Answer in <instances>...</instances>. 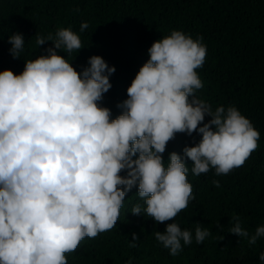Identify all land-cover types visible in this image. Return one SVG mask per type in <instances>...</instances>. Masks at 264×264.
Segmentation results:
<instances>
[{"label":"clouds","instance_id":"clouds-1","mask_svg":"<svg viewBox=\"0 0 264 264\" xmlns=\"http://www.w3.org/2000/svg\"><path fill=\"white\" fill-rule=\"evenodd\" d=\"M88 27L84 22L80 31ZM46 42L54 48L25 61L21 74L0 72V264H68L66 254L81 241L116 226L127 193L137 186L144 206L135 205L133 215L174 221L194 199L187 159L194 175L214 169L221 176L257 149L260 133L237 107L213 109L196 95L203 87L197 69L207 54L202 36L173 30L154 42L114 119L99 102L112 88L116 68L92 56L78 72L59 54L82 49L71 28L37 37L39 46ZM8 43L10 54L20 59L24 36L11 34ZM177 133L202 139L186 146L183 156L170 153L165 162ZM213 183L219 187V181ZM230 225V234L251 245L264 238V225L254 234L242 228L239 217ZM154 234L172 256L182 251V242L193 241L192 232L177 222ZM209 235L197 224L196 243ZM259 260L264 264V252Z\"/></svg>","mask_w":264,"mask_h":264},{"label":"trees","instance_id":"trees-1","mask_svg":"<svg viewBox=\"0 0 264 264\" xmlns=\"http://www.w3.org/2000/svg\"><path fill=\"white\" fill-rule=\"evenodd\" d=\"M84 22L89 27L81 32ZM60 28H71L80 36L81 50L59 53L78 72L89 66L92 56H101L116 68L110 77L112 88L99 102L111 110L113 119L122 114L117 105L128 99L127 89L149 59L154 42L173 30L202 36L207 54L197 69L203 87L196 95L213 109L237 107L260 133L257 149L228 175L217 176L214 169L194 175L193 162L186 160L194 199L174 221L157 223L146 213L133 215L135 205L144 206L138 186L134 187L125 197L116 226L81 241L77 250L66 254L68 264H128L129 259L133 264H261L264 238L251 245L229 229L233 217H239L250 234L264 225V0H0V72L19 75L25 61L47 55L54 45L39 46L37 37L54 36ZM15 33L25 38L20 59L10 54L8 39ZM210 119L206 117L205 123ZM201 139L198 133H177L167 145L164 161L172 152L183 156L186 146ZM172 222L193 234L192 243L182 242L176 256L154 234L163 233ZM197 224L211 232L201 244L195 240ZM133 233L139 240H133Z\"/></svg>","mask_w":264,"mask_h":264}]
</instances>
